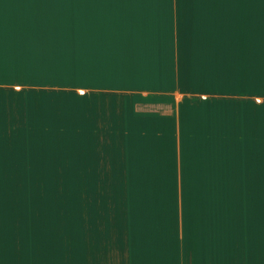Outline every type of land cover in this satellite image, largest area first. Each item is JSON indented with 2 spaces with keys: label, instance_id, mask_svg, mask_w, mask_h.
<instances>
[{
  "label": "trees",
  "instance_id": "16d2710c",
  "mask_svg": "<svg viewBox=\"0 0 264 264\" xmlns=\"http://www.w3.org/2000/svg\"><path fill=\"white\" fill-rule=\"evenodd\" d=\"M94 3L90 19L83 14L87 9L84 3H26L25 21L30 31H35L36 23L41 26L39 32L42 35H49L51 58L43 63H55L58 83L76 89L100 86L199 95L195 100H183L179 107L181 181L182 185L191 186L198 192L185 195L184 213L200 218L199 232L203 234L210 233V219H217L214 223L218 221V231L207 245L216 251L218 264H264V103L210 98L214 95L264 97V0ZM135 4H145V8L133 6ZM138 28L147 30L151 41L150 47L141 53L144 59L140 58L143 67L139 73L145 71L147 74L142 81L125 84L119 72L113 76L114 70L118 71L117 68L123 65L122 61L116 60L119 66L113 65L112 60L109 64L106 62L108 70L100 72L101 78L105 79L101 85L97 83L99 74L96 72L90 75V83L83 81V62L91 49L85 40L108 46L124 61L125 55L134 57L142 49ZM174 38L181 54L177 79L174 76ZM168 39L170 48L166 43ZM46 44L47 41L42 42L41 48L44 49ZM33 59L32 55L31 61ZM182 72L186 75L182 76ZM203 95L209 97L203 99ZM81 96L77 97L76 105L73 104L75 97L70 96L72 105L59 109L55 116L49 113L43 116L53 126L49 129L52 131L49 137L57 138L55 145L46 148L50 157L44 158L45 163L48 166L50 163L51 167L47 175L53 176L44 180L45 187H50L51 181V188H63L57 194L58 201L70 202V217L77 221L86 212L96 213L98 209L93 204L96 200L92 203L83 201L86 192L95 193L93 186L81 192L80 201L79 187L87 184L86 180L81 185L80 181L73 185L74 178L81 172L75 174L69 168L67 154L65 157L63 154L65 142L70 143L71 132L75 123L78 124L76 120L81 121L83 135L90 132L84 119L89 118L87 124L94 122L92 113L88 114V93ZM139 98L141 103H168L160 96ZM93 115L98 118L96 113ZM61 137H65L63 141ZM90 145L94 147V140L88 142L87 146ZM169 152L176 157L175 150ZM144 154L127 151L125 170L135 173L124 184L142 189L145 185L177 183L176 177L144 176L146 170L154 173L173 170V166H167L169 160L147 156L145 161ZM88 184L91 185L90 179ZM67 187H75V192L69 193ZM212 211L217 216H212Z\"/></svg>",
  "mask_w": 264,
  "mask_h": 264
},
{
  "label": "crops",
  "instance_id": "0c3cea01",
  "mask_svg": "<svg viewBox=\"0 0 264 264\" xmlns=\"http://www.w3.org/2000/svg\"><path fill=\"white\" fill-rule=\"evenodd\" d=\"M60 1L71 0H0V264H218L216 251L207 245L214 232L218 231V221L214 223L217 219H210V233L203 234L199 232L200 218L184 213L185 195L198 192L191 186L182 185L180 154L177 155L178 160L176 159L174 166L170 162L167 165L173 166V170L163 169L168 170L164 171L166 174L161 170L157 173L147 170L142 173L151 178L176 177L177 183L179 181L177 185H145L139 189L124 184L115 189H102L103 192L117 194L114 198L105 199V202L114 208V211L109 210L108 217L101 216L102 210L98 206L96 213L86 212L81 220H74L70 217V202L61 203L56 193L51 195L53 189L51 181L49 193L43 199L40 149L43 135L47 136L45 144L55 145L57 142L56 137L54 140L49 137L52 134L49 129L53 126L48 124L43 116L46 113L56 115L59 94L56 91L49 92L51 101H44L41 90L45 83L49 88L58 87L61 90L72 87L58 83L54 74L55 63H43V60L51 58L52 47L47 39L49 35H42L39 32L41 26L36 23L34 27L38 29L30 31L25 21L26 3ZM82 1L86 6L97 1L135 3L152 0ZM137 7L145 8V4ZM92 8L93 5L88 6L87 12ZM39 17L41 19L40 15ZM136 31L142 40L139 41L142 49L134 57L125 55L124 61L108 46L85 40L91 49L85 54L83 81L90 83V75L96 72L99 74L97 83L101 85L105 79L101 78L100 72L108 70L109 60H112L115 66H119L115 60L122 61L123 65L117 68L118 71L115 69L112 75L119 72L125 84L129 81L133 84L142 81L147 74L145 71L139 73L143 67L140 58L144 59L141 53L143 49L150 47L151 41L147 30L138 28ZM48 33L51 34V31ZM46 41L45 48H41L42 42ZM166 43L170 48L169 39ZM172 47H175L174 76L177 79L179 78L177 63L181 61V54L175 38ZM181 74L183 76L185 73ZM185 81L186 79H183V82ZM96 90L127 91L99 86L96 89H83L82 94ZM66 96L67 94L62 98L65 99ZM69 102L70 98H66L65 106L69 105ZM127 104L125 108L129 109L118 115L120 125L117 121H113V125L110 124L112 131L122 133L124 145L126 141L128 146H134L135 142L146 147L155 145V141L160 138V135L156 134L157 131L160 132V117L165 113L152 109L138 110V106L158 107L164 106L165 103ZM89 105L88 114L93 112V104ZM96 111L98 118L92 116L91 119L95 123L87 124L89 126L87 130L90 132H86L83 139L84 142L96 140L95 144L103 145L107 142L106 130L102 131V126L105 125L102 120L101 104H98ZM176 117L178 121L176 140L179 148V108ZM64 138L61 137L60 140L63 141ZM117 138L120 139V136ZM65 144L68 145L66 142ZM163 144L165 141L161 140L160 145ZM134 173L135 171L125 170L123 182L128 181L129 177L131 179ZM48 176L51 178L53 175ZM57 188L58 186L54 187L55 190ZM212 216H217V213L212 211Z\"/></svg>",
  "mask_w": 264,
  "mask_h": 264
},
{
  "label": "rangeland",
  "instance_id": "374dc122",
  "mask_svg": "<svg viewBox=\"0 0 264 264\" xmlns=\"http://www.w3.org/2000/svg\"><path fill=\"white\" fill-rule=\"evenodd\" d=\"M76 1L79 4H83L84 2L82 0H71ZM94 2H90L84 6V8H87L88 6L94 5ZM82 8V9H84ZM93 10L91 9L89 12H87V9L84 11L83 14L88 15V18L90 19ZM85 20V17L83 18ZM105 64V62L103 63ZM47 83L43 84L42 88V94H43V100H49L51 101V95L49 92L56 91L59 94V97L56 101V109L57 111L59 109H62L65 107V99H69L70 93H72V96L75 97V100H73V104L76 105L77 103V97H82V89H59L57 88H49ZM88 93V98H90V101L88 103L93 104L92 106V114L96 113L98 104H101L102 107V120L104 122L105 126H102V131L104 129L106 130L105 135V141L107 143L103 145H99L94 143L93 146H87L88 142L87 140L84 142L83 139V132L84 130L81 129V121L76 120L78 124L75 123V128L71 132V136L69 139V144L63 149V154L65 157V154H67L66 157H68V164L69 168H71L75 174L78 172H81V175H78L74 178L73 185L77 183V181H80L81 183L86 180L87 184H83L79 187V195H80V201H81V192L87 188V187H94L95 193H85L84 194V202H88L90 200V203H92L93 200H96L97 203H93L94 205L99 206V208L102 210L101 216L108 217L110 216L109 210L114 211V208H112V205L107 204L105 202V199H108L109 197L114 198L117 196L115 192H103L102 189H115L119 185H123L124 180V173L125 169L127 168V164L125 160L127 159V151H130L132 153L134 152H140L142 155L144 152V158L148 157H156V159H159L160 157L164 160H169L170 163L173 164L178 160L177 155L180 154L179 148H178V142L176 140V135L178 137V121L176 117V111H178L179 103L183 100H195L198 98L196 94H184L179 92L174 93H168V92H141V91H126V92H108V91H86ZM66 96V98H62V96ZM78 95V96H77ZM77 96V97H76ZM147 96H160L164 97L168 103H165L164 106L159 105L158 107H151V106H138V110L142 111H153L157 110V112L165 113L164 116L159 115L160 117V132H156V134L160 135V138L155 141V145L153 146H144L141 144L139 146L136 142L134 143V146H128V143L126 141V144L122 141V133L117 134L115 131H112L113 121H117L120 125V117L118 116L119 113L122 111L126 112L129 108H125V104L128 105L131 100H134L135 103H140L141 98L139 97H147ZM209 95H203L202 98L206 99ZM210 98H213L217 101H253L255 103H264V97H231L228 95H214L210 96ZM54 99V98H52ZM45 103V102H44ZM46 105V103L44 104ZM69 105H72L71 102H69ZM90 106V105H88ZM115 117V118H114ZM85 124L87 125V122L89 120L88 117L85 119ZM90 123V122H89ZM95 123V122H94ZM116 126V125H115ZM158 126V125H157ZM120 128V127H119ZM135 134V133H134ZM117 136H120V139L117 138ZM165 141V144L163 146L160 145V142ZM47 142L46 137H43L42 140V171H43V199L46 198L47 193H49V187H45V181L48 180L49 176L47 175L48 172L51 170L50 163L46 165L45 159L47 156L50 157L49 152L47 151V147H51L50 145L45 144ZM96 142V140H94ZM85 143V146L83 145ZM98 146V147H97ZM174 151L176 153V157L174 155H171L169 151ZM178 150V153H177ZM59 152V151H58ZM44 153V154H43ZM52 156V155H51ZM138 157V156H137ZM237 157V156H234ZM44 159V160H43ZM86 170H85V169ZM83 170L85 172L83 173ZM83 173V175H82ZM45 176V177H44ZM90 179L91 185L89 186L88 181ZM94 179V180H93ZM93 180V184H92ZM121 181V183H120ZM179 184V181L178 183ZM102 186V187H99ZM83 187V188H81ZM73 188V189H72ZM75 187H67L66 190H68L69 193L75 192ZM63 188H57L55 190L54 188L51 189V195L60 194L62 192ZM57 195V196H58ZM73 195V194H72ZM72 195L70 197H72ZM124 207L123 202L121 203ZM124 210V208H123Z\"/></svg>",
  "mask_w": 264,
  "mask_h": 264
}]
</instances>
